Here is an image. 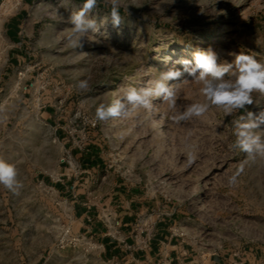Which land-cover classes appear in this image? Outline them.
Instances as JSON below:
<instances>
[{"label":"rangeland","instance_id":"374dc122","mask_svg":"<svg viewBox=\"0 0 264 264\" xmlns=\"http://www.w3.org/2000/svg\"><path fill=\"white\" fill-rule=\"evenodd\" d=\"M83 2L0 0V159L15 165L21 183L16 191L0 185V264H106L95 237L79 231L73 201L116 228L130 193L156 217L176 215L173 231L195 246H264V159L230 148L232 121L243 111L228 117L213 106L177 123L175 115L205 100L185 74L169 82L175 108L154 99L156 113L129 106L127 118L95 119L99 103L151 86L173 65L182 69L181 58L194 63L197 50L212 49L220 63L240 52L264 63V0H175L163 4V16L153 10L160 0H123L120 28L109 20L98 43L73 49L68 17ZM22 9L25 60L13 67L5 25ZM109 9L98 0L92 17L99 24ZM83 79L88 90L75 87ZM253 99L249 110L264 109V95ZM88 148L97 157L92 168L81 161ZM67 182L74 194L59 187Z\"/></svg>","mask_w":264,"mask_h":264},{"label":"clouds","instance_id":"9594fccd","mask_svg":"<svg viewBox=\"0 0 264 264\" xmlns=\"http://www.w3.org/2000/svg\"><path fill=\"white\" fill-rule=\"evenodd\" d=\"M105 2L110 5L109 19L102 20L99 24L92 17V13L98 7V0H84L78 11L71 12L68 17V22L72 25L71 35L68 37L70 47L83 49L85 40L98 43L100 30L109 20L114 28H120L122 24L120 9L123 0H105ZM165 2L173 4L175 0H160L153 5V10L163 16L166 12L163 7ZM61 6H64L63 3ZM85 54L81 52V55ZM229 55L234 57L231 62L225 60L220 63L218 53L212 49L197 50L193 53L194 63L189 59L181 58L176 63L182 65V69L173 65L161 72L160 78L151 86L139 90L134 87L129 88L113 103H99L95 107V119L107 121L110 118H127L130 115L129 106L150 110L154 99H161L173 109L177 104V94L174 86L169 82L181 80L186 74L192 81L202 85L199 92L205 100L192 103L173 119L179 123L192 117H201L213 106L221 108L228 117L243 111L244 114L232 121L235 139L230 148L246 153L249 158L264 159V109L258 112L249 110L250 106L254 105L253 93L264 95V63L244 52L229 53ZM75 87L79 90H88V80H79ZM188 159L189 163H192L195 156L189 153ZM242 171L243 167L229 178V183L235 184ZM0 185L10 191H16L21 187L15 165L4 159H0Z\"/></svg>","mask_w":264,"mask_h":264},{"label":"crops","instance_id":"0c3cea01","mask_svg":"<svg viewBox=\"0 0 264 264\" xmlns=\"http://www.w3.org/2000/svg\"><path fill=\"white\" fill-rule=\"evenodd\" d=\"M22 11L17 12L5 25V36L11 44L8 60L16 67L25 60L21 24ZM54 122L49 115L48 123ZM56 125V124H55ZM67 182L59 187L63 193L74 194V186ZM123 189L119 187V193ZM116 194V195H117ZM115 195V196H116ZM127 212L121 214L117 227L97 220L93 211L84 209L78 199L73 201L75 217H79V231L95 237L99 259L106 264H264V246H239L235 249L198 248L183 232L173 231L181 221L176 215L156 217L149 205L138 206L135 193H130ZM117 198V197H116ZM116 203L115 199L112 201ZM174 227V228H173ZM173 231V232H172Z\"/></svg>","mask_w":264,"mask_h":264},{"label":"trees","instance_id":"16d2710c","mask_svg":"<svg viewBox=\"0 0 264 264\" xmlns=\"http://www.w3.org/2000/svg\"><path fill=\"white\" fill-rule=\"evenodd\" d=\"M110 10V9H109ZM82 163L84 165L90 166L91 168L97 165V157L93 151V149L88 148L85 153L81 157Z\"/></svg>","mask_w":264,"mask_h":264},{"label":"built area","instance_id":"2783aa9c","mask_svg":"<svg viewBox=\"0 0 264 264\" xmlns=\"http://www.w3.org/2000/svg\"><path fill=\"white\" fill-rule=\"evenodd\" d=\"M92 125L95 126L96 123H93ZM172 232H173V231H172ZM193 245H194V244H193ZM197 247H198V248H209L208 245H207V243H205V242H203V241H200V242L197 244Z\"/></svg>","mask_w":264,"mask_h":264},{"label":"bare ground","instance_id":"6f19581e","mask_svg":"<svg viewBox=\"0 0 264 264\" xmlns=\"http://www.w3.org/2000/svg\"><path fill=\"white\" fill-rule=\"evenodd\" d=\"M115 100H116V99H115ZM115 100H114V101H115ZM151 111H153L154 113H156V109H154L153 107H152V110H151ZM152 119H153V117H152ZM152 119H151V120H152ZM152 125H153V120H152Z\"/></svg>","mask_w":264,"mask_h":264}]
</instances>
